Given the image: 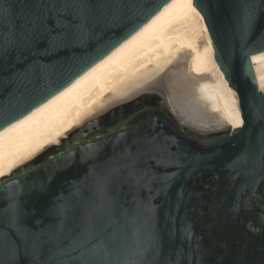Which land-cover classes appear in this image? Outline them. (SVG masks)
<instances>
[{"label":"water","instance_id":"95a60500","mask_svg":"<svg viewBox=\"0 0 264 264\" xmlns=\"http://www.w3.org/2000/svg\"><path fill=\"white\" fill-rule=\"evenodd\" d=\"M176 1L0 0V135ZM193 5L241 128L215 112L178 52L150 91L0 183V264H264V215L252 210L257 235L233 226L264 186V93L252 64L264 53V0ZM106 121L107 133L85 136Z\"/></svg>","mask_w":264,"mask_h":264},{"label":"bare ground","instance_id":"6f19581e","mask_svg":"<svg viewBox=\"0 0 264 264\" xmlns=\"http://www.w3.org/2000/svg\"><path fill=\"white\" fill-rule=\"evenodd\" d=\"M178 52L231 126L243 124L239 103L214 60L213 44L193 0H177L127 44L33 114L0 135V183L82 127L150 91ZM264 93V53L252 57Z\"/></svg>","mask_w":264,"mask_h":264},{"label":"flooded vegetation","instance_id":"af4514ba","mask_svg":"<svg viewBox=\"0 0 264 264\" xmlns=\"http://www.w3.org/2000/svg\"><path fill=\"white\" fill-rule=\"evenodd\" d=\"M124 114L125 113H122V114L119 113L117 115L115 114L116 117L113 119L112 122L117 123V121L123 118ZM110 125H111V122L106 121L99 127H96L92 130L89 129V131H86L87 133L85 134V136H89L91 134L92 136L90 137H93V136L107 133V129L111 127ZM221 134L222 133H218V134H215L205 139L200 138L199 140H201L202 142L203 141L211 142L214 138L220 137ZM226 180H227V177L225 175H221L217 177V182L219 184H222ZM232 186L233 185H231L230 187L228 186L226 191H224L223 193L222 192L220 193V198L218 200L219 202H223L228 197L229 193L232 191ZM245 196H246V193H243L241 198ZM252 210H255L261 213L262 215H264V186L263 185L259 187L257 192H255V194L252 197V209L248 211H243L241 209V211L239 212L238 222L233 223V226L236 228V230H238V232H240L241 229L245 228L246 231L249 232L251 235H254V234L257 235L259 233H262V231L260 230L261 223L258 221V218L253 214Z\"/></svg>","mask_w":264,"mask_h":264}]
</instances>
